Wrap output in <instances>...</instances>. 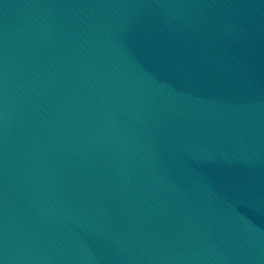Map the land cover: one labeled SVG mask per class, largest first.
<instances>
[{
  "label": "water",
  "instance_id": "1",
  "mask_svg": "<svg viewBox=\"0 0 264 264\" xmlns=\"http://www.w3.org/2000/svg\"><path fill=\"white\" fill-rule=\"evenodd\" d=\"M0 264H264V0H0Z\"/></svg>",
  "mask_w": 264,
  "mask_h": 264
}]
</instances>
